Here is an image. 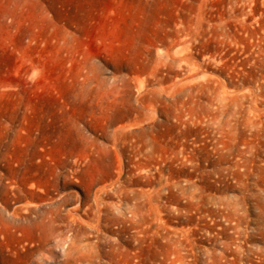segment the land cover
Here are the masks:
<instances>
[{
  "label": "rangeland",
  "instance_id": "rangeland-1",
  "mask_svg": "<svg viewBox=\"0 0 264 264\" xmlns=\"http://www.w3.org/2000/svg\"><path fill=\"white\" fill-rule=\"evenodd\" d=\"M0 264H264V0H0Z\"/></svg>",
  "mask_w": 264,
  "mask_h": 264
},
{
  "label": "bare ground",
  "instance_id": "bare-ground-1",
  "mask_svg": "<svg viewBox=\"0 0 264 264\" xmlns=\"http://www.w3.org/2000/svg\"><path fill=\"white\" fill-rule=\"evenodd\" d=\"M15 196H16V195H15ZM17 198H18V197H17ZM17 198H15V199H17ZM19 198H20V197H19ZM27 200H28V199H27ZM30 201H31V200H30ZM62 201H64V199H63ZM28 202H29V201H28ZM48 204H49V203H48ZM33 205H34V204H33ZM36 207H37V206H36ZM50 207L52 208V206H50ZM57 207H58V206H57ZM32 208H33V207H32ZM45 208H46V207H45ZM40 209H41V208H40ZM48 209H49V208H48ZM52 209H53V208H52ZM49 210L51 211V209H49ZM49 210H48V211H49ZM41 211H42V210H41ZM50 211H49V212H50ZM52 211H53V210H52ZM45 212H46V211L44 210V213H45ZM49 212H48V213H49ZM37 213H38V211H37ZM41 213H42V212H41ZM43 215H45V214H43ZM43 215L41 214V216H43ZM39 217H40V216H39Z\"/></svg>",
  "mask_w": 264,
  "mask_h": 264
}]
</instances>
